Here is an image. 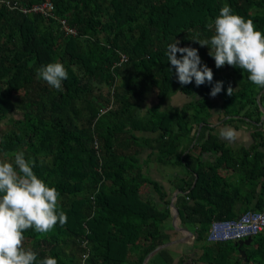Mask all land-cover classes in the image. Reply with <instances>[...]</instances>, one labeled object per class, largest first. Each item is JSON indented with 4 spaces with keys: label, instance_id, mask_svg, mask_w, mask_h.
<instances>
[{
    "label": "trees",
    "instance_id": "trees-1",
    "mask_svg": "<svg viewBox=\"0 0 264 264\" xmlns=\"http://www.w3.org/2000/svg\"><path fill=\"white\" fill-rule=\"evenodd\" d=\"M225 4L264 32V0H0V157L23 151L38 177L57 188L68 218L47 234L24 233L38 261L144 264L178 236L169 228L178 190L179 218L203 251L194 264H251L250 257L231 260L238 245L208 241L212 222L237 217L239 202L244 212L264 208V182L257 191L264 171L249 157L240 181L247 194L228 190L219 169L239 161L211 127L220 107L221 118L260 112L264 88L238 67L217 69L210 49L194 42L211 38L207 25ZM43 5L51 8L32 11ZM175 39L198 49L212 84L178 82L167 57ZM56 61L68 72L61 90L37 75ZM216 82H223L219 103L210 95ZM150 94L157 101L148 106ZM211 152L217 161L204 162ZM150 162L168 172L169 188L152 177ZM254 239L264 250V233ZM174 261L164 248L148 264Z\"/></svg>",
    "mask_w": 264,
    "mask_h": 264
},
{
    "label": "clouds",
    "instance_id": "clouds-1",
    "mask_svg": "<svg viewBox=\"0 0 264 264\" xmlns=\"http://www.w3.org/2000/svg\"><path fill=\"white\" fill-rule=\"evenodd\" d=\"M207 27L214 29L211 38H197L194 42L210 49L216 68L238 67L249 74L252 84L264 88V32L257 30L253 20L235 14L225 4ZM180 43L175 39L167 47L168 61L175 69L178 82L189 85L194 80L197 87L206 82L212 84L214 73L206 64L202 66L198 49L179 47ZM37 75L56 90H61L62 82L68 79V72L59 61L42 66ZM222 89L223 82H216L210 95L215 97ZM227 91L231 96V86ZM219 135L227 141L237 138L236 131L228 126ZM34 167L35 162L26 159L23 151L4 153L0 157V264H58L52 256L38 261V254L24 244L27 230L47 234L57 224H66L68 219L59 207V191L39 178Z\"/></svg>",
    "mask_w": 264,
    "mask_h": 264
},
{
    "label": "crops",
    "instance_id": "crops-1",
    "mask_svg": "<svg viewBox=\"0 0 264 264\" xmlns=\"http://www.w3.org/2000/svg\"><path fill=\"white\" fill-rule=\"evenodd\" d=\"M263 96H264V90L257 96L259 102L261 97L264 100ZM215 99L217 100V103H219L221 100V98L218 96H215ZM259 104H260V112L253 114L251 118L246 117L245 114H241V116H233V117L227 116L221 118L220 117L221 107L217 108L216 110L214 109L212 116L211 127H215L214 134H216L223 141V143H225L230 147L231 154L234 157L238 158L239 161L238 164L234 166L235 167L234 170L229 169L230 167L227 165H223L219 169V172L221 173V175H223V177H225L224 179L226 180V183L229 186L228 190L230 192H233L234 194L239 192L240 195H242V198L245 197V195L249 190V187L243 185L240 182L245 179L243 178L244 175L242 172L243 170L242 163L245 160V157L246 156L249 157L250 163L257 162L259 167H261L262 170L264 171V112L262 109L264 105L261 103ZM258 118L260 119L259 122H258ZM225 126L231 127L236 131L237 138L235 141H227L220 137L219 132ZM258 134H261V137H259ZM148 153H151V151H149ZM203 159L204 162L211 161L212 163H215V161H217V157L212 152L207 154L205 153L203 155ZM150 165H152L151 166L153 168L152 171H155L154 176H157L154 179L159 180V182H161L162 185L168 187L169 183L167 177H170L168 172L166 170L159 172L158 167L154 162L152 164L150 162ZM263 182H264V175L261 176L259 179V184L257 185L258 193L262 192ZM177 191L178 190L174 192L172 198V202H174V204L176 203V198H177V196L174 198V195L175 193H177ZM258 201L259 198L254 199L249 206L255 207ZM236 207L239 216L244 213V209L246 208V205L239 202ZM262 210H264V208ZM262 210H255V211H262ZM172 214H174L173 209H172ZM175 226L176 227L178 226L177 228L179 230L176 229ZM169 228H172L175 232L178 233V236L174 241H178L175 244L179 247V250L176 251L175 253L170 251L174 255V259H175L174 263L176 264L178 261L181 260V258L184 257L185 264H194L193 260L199 258L203 253L201 248L198 246L197 235L189 230H186L183 227L181 219L179 217H178V221L176 222L174 221V219L171 220V223L169 224ZM180 228L184 231L181 232ZM254 238H252L253 239L252 243L245 244L241 248L239 246L240 241L231 242L234 247L238 245V247L235 248L234 252L230 251V257L232 258L231 260H235L236 258H239L241 262V259L247 260L250 257L251 264H264V260L258 261V259L254 258V257H258L259 255H261L262 257L264 256V252H263L264 250L257 248V244H255ZM242 251L244 252L245 256L242 255L241 253Z\"/></svg>",
    "mask_w": 264,
    "mask_h": 264
},
{
    "label": "built area",
    "instance_id": "built-area-1",
    "mask_svg": "<svg viewBox=\"0 0 264 264\" xmlns=\"http://www.w3.org/2000/svg\"><path fill=\"white\" fill-rule=\"evenodd\" d=\"M47 5L35 6L32 11L50 9ZM67 32H73L62 22ZM125 58V56H124ZM264 232V210H249L234 219L214 220L208 231V241L212 243L238 242L254 238Z\"/></svg>",
    "mask_w": 264,
    "mask_h": 264
},
{
    "label": "water",
    "instance_id": "water-1",
    "mask_svg": "<svg viewBox=\"0 0 264 264\" xmlns=\"http://www.w3.org/2000/svg\"><path fill=\"white\" fill-rule=\"evenodd\" d=\"M262 109H263V112H264V107H262ZM198 136H199V133H198ZM195 143H196V142H195ZM178 193H179V191H177V193H175L174 198L177 196ZM171 208L174 210L175 215H174L173 219H174V221L176 222V221H178L179 213H178V210H177V208H176L174 202H172V206H171ZM175 227H176V226H175ZM176 229H178V228L176 227ZM178 230H179V229H178ZM180 230H181V231H184V230H182L181 228H180ZM176 242H178V241H173V242H170V243H167V244H164V245L159 246L155 251H153V252H152V253L146 258L144 264H147L148 261L151 259V257L154 256L155 254H157L160 250H162V249H164V248H166V247H168V246L174 245ZM252 242H253V239H252V238H248V239H246V240L240 241V242H239V246H240V248H241L243 245H245V244H250V243H252ZM241 253H242V255L245 256V254H244L243 251H242Z\"/></svg>",
    "mask_w": 264,
    "mask_h": 264
},
{
    "label": "rangeland",
    "instance_id": "rangeland-1",
    "mask_svg": "<svg viewBox=\"0 0 264 264\" xmlns=\"http://www.w3.org/2000/svg\"><path fill=\"white\" fill-rule=\"evenodd\" d=\"M241 79L242 78H239L238 80H237V82H239V81H241ZM244 80H245V82H246V80H247V78L246 77H244L243 78ZM244 82V81H243ZM152 96V97H151ZM199 96V95H198ZM149 97V99H148V106H151L153 103H155L156 101H157V98L155 97V96H153V94H150V96H148ZM148 97H146V98H148ZM197 97V96H196ZM216 105V103L214 104V106ZM148 152H144V155H143V157L145 158L147 155ZM149 165V164H148ZM180 168V167H179ZM153 169V168H152ZM152 169H151V174H152V177L154 176V173H155V171H152ZM148 188L147 187H143V189H142V194L144 195V196H146V194H148ZM173 198V197H172ZM173 215H175V213L173 214ZM173 222V221H172ZM178 227V226H177ZM182 232V231H181ZM183 234H184V232H183ZM176 244H174V245H171V246H169L168 247V249H169V251H171V252H173V253H175L176 251H178L179 250V247L177 246ZM256 259H258V261H262V260H264V256L262 257L261 255H259L258 257H256Z\"/></svg>",
    "mask_w": 264,
    "mask_h": 264
}]
</instances>
